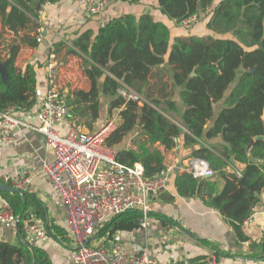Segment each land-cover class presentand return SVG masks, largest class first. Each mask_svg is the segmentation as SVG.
Segmentation results:
<instances>
[{
  "label": "trees",
  "instance_id": "1",
  "mask_svg": "<svg viewBox=\"0 0 264 264\" xmlns=\"http://www.w3.org/2000/svg\"><path fill=\"white\" fill-rule=\"evenodd\" d=\"M25 1L34 3L35 8L26 7ZM54 1L0 0V13L4 24L15 29L30 24L44 5ZM158 1L162 14L177 24L194 15H205L207 28L221 38H176L171 47L169 27L151 15L139 19L128 15L110 22L95 37L92 33L84 34L73 43V48L89 59L86 76L91 89L78 91L73 97L68 95L66 102L71 117L74 121L77 118L96 120L100 116L101 95L110 98L109 111L120 110V129L110 139L137 127L142 131L139 136L145 137L137 141L135 149H123L119 160L128 166L139 163L148 179L164 168L165 156L157 145L170 151L182 137L189 148L199 145L193 157L208 161L215 175L230 168L241 181L243 196L236 204L225 208V215L238 240L246 242L249 238L244 235L242 225L259 204L264 190V141H256L247 150L251 139L264 135V0ZM229 34L231 38L226 37ZM32 39L23 41L32 44ZM166 57L172 82L183 88L180 98L184 109L172 99H153L140 106L118 96V76L144 82L153 69L164 66ZM194 71L196 76L193 77ZM8 77V85L0 77V111L10 107L24 111L32 109L37 102L34 69L28 66L24 72L10 62ZM101 79H104L102 86ZM228 90L231 92L225 98ZM222 101L224 107L213 121L214 106ZM212 121L213 125L208 127ZM85 124L92 128V123ZM217 138L222 140L219 145H204ZM190 178L188 174L178 175L176 186L180 195H187L186 185ZM198 182L200 194L205 181ZM1 194L15 215L21 217V243L12 245L0 241V264H52L43 250L28 245L23 221L30 220L29 210L33 208L36 217L44 221L48 233L67 241V232L53 226L40 205L27 194L26 200L19 194ZM210 198L214 207L218 205L220 197ZM142 218L141 211H128L107 221L97 235L110 234L111 237L118 231L138 229ZM251 247L264 253V240ZM262 259L264 257H254V260Z\"/></svg>",
  "mask_w": 264,
  "mask_h": 264
},
{
  "label": "crops",
  "instance_id": "2",
  "mask_svg": "<svg viewBox=\"0 0 264 264\" xmlns=\"http://www.w3.org/2000/svg\"><path fill=\"white\" fill-rule=\"evenodd\" d=\"M106 2L105 12L100 16L91 17L86 8L75 0H55L51 4L44 5L38 17L32 19L30 24L15 29H10L4 24L0 13V58L9 63L12 62L16 68L24 72L28 66H31L35 71L37 84L35 106L25 111L14 110V116L26 126L13 132L12 143L0 142V182L4 183L5 175L31 177V187L25 194L40 205L45 217L53 226L61 227L67 232V241L57 234L49 233V240L39 247L48 255L52 264H72L70 252L74 248V243L66 227L65 209L51 181L42 170L44 161L53 163L54 153L46 144L45 137L34 130L40 124L38 115L48 91L49 63L57 64L58 83L67 100L69 94L73 97L78 91L91 89V82L86 76L89 59L79 51L76 52L73 43L86 33L97 36L103 27L114 20L128 15L135 16L137 19L143 15H151L156 21L163 22L169 27L171 47L176 38H207L208 36L221 38V35L207 28L208 18L202 14L205 20L204 25L199 24V19L190 30L174 21H169L160 11L158 0L140 2L106 0ZM25 5L30 9L35 8V4L29 1H25ZM37 19L41 23L40 26H38ZM40 27L42 34L41 41L38 42L35 32ZM226 37L231 38L232 36L229 34ZM31 38L34 41H31L32 44L23 41V39ZM116 80L120 85L124 84L142 96V99L137 102L140 106L153 99L161 101L172 99L178 107L184 109L180 98L183 88L172 82L168 57H166L164 66L153 69L144 82L132 81L122 76H118ZM103 82L104 79H101L100 86ZM230 92L228 90L225 98ZM110 101V98L101 95L98 119H75L79 131L92 134L110 120L111 116L120 124V110L110 112ZM223 107L224 101L214 106L213 121ZM213 121L208 124V127L213 125ZM88 122L92 123L91 129L85 124ZM59 130L61 134H66L65 130L61 128ZM141 132L140 127L130 133L124 131L116 138L110 139L111 141L108 140L107 145L118 153L123 149L133 150L136 148L137 141L145 138L139 136ZM221 142V138H217L202 144L209 147L219 145ZM157 147L165 156L164 165L182 162L200 148L199 145L192 148L187 147L183 137L170 151L161 145ZM233 174L232 169L225 168L224 171L216 173L214 178L203 179L205 183L200 194V182L190 178L186 185V196L179 194L176 186L178 175L171 174L167 187L158 198L152 200L153 212L149 215L147 228L141 226L131 231H118L111 237L110 234L100 237L97 233L104 227L105 224H103L91 240V244L106 245L119 240L132 254L138 253L139 248H147L151 257L159 264L187 260L198 262L212 254L219 256V264H241L243 260L264 257V253L251 249L252 244H260L264 240V190L259 196V204L254 207L252 215L242 225L244 235L249 238L248 241L242 243L238 240L234 227L225 215V208L233 206L243 196L241 181ZM211 196L220 197L215 207L212 205ZM3 200L0 191V207ZM29 212L31 218L26 221L44 224L42 219L36 217L37 214L33 208ZM0 241L19 245L21 236L17 227L5 229L0 226Z\"/></svg>",
  "mask_w": 264,
  "mask_h": 264
},
{
  "label": "built area",
  "instance_id": "3",
  "mask_svg": "<svg viewBox=\"0 0 264 264\" xmlns=\"http://www.w3.org/2000/svg\"><path fill=\"white\" fill-rule=\"evenodd\" d=\"M75 1L83 5L91 17L100 16L106 10V0ZM198 21L199 16L194 15L180 25L190 30ZM38 24L41 25L40 21ZM35 34L40 42L42 28H37ZM56 69L57 64L50 62L48 91L38 115L40 124L34 130L45 137L46 144L54 153L53 163L44 161L42 170L65 209L66 227L74 243L70 252L72 264H159L147 248H139L138 253L132 254L119 240L106 245H92L91 240L103 224L131 210L141 211V226L147 228L149 215L153 212L152 200L167 187L171 174H188L195 180H203L215 177L213 169L202 158L188 157L182 162L164 165L163 170L148 179L142 165H123L119 161V153L107 145L119 131L120 124L108 120L92 134L80 132L62 94ZM117 94L129 101L141 100L124 84L120 85ZM14 110L10 107L0 111V142L4 144L12 143L13 132L26 126L14 116ZM59 128L66 134H61ZM3 181L25 193L32 184L29 176L5 175ZM18 218L10 204L3 200L0 226L14 228ZM23 232L32 248H39L50 237L45 225L34 221H23ZM168 264H219V259L212 254L198 262L187 260ZM241 264H264V259L243 260Z\"/></svg>",
  "mask_w": 264,
  "mask_h": 264
},
{
  "label": "water",
  "instance_id": "4",
  "mask_svg": "<svg viewBox=\"0 0 264 264\" xmlns=\"http://www.w3.org/2000/svg\"><path fill=\"white\" fill-rule=\"evenodd\" d=\"M8 64H9V61H0V77H1V80L2 82L5 84V85H8L9 83V77H8V72H7V67H8ZM196 75L195 71L192 73V76L194 77ZM262 119L264 120V114H263V117ZM264 141V135L263 136H258V137H255L253 139L250 140L248 146H247V150L249 151L251 149V147L254 145V143L256 141ZM254 162H258L257 159H253ZM0 191L1 192H6V193H9L11 195H15V194H19L23 197L24 200H26V194L25 192H22L20 190H16L12 187H10L9 185L5 184V183H2L0 182ZM18 231H20V227H21V217L18 218V222H17V225H16Z\"/></svg>",
  "mask_w": 264,
  "mask_h": 264
},
{
  "label": "rangeland",
  "instance_id": "5",
  "mask_svg": "<svg viewBox=\"0 0 264 264\" xmlns=\"http://www.w3.org/2000/svg\"><path fill=\"white\" fill-rule=\"evenodd\" d=\"M199 19H200V23L199 24H203L204 25V22H205V20H203V17H202V15H199ZM136 92V91H135ZM137 93V92H136ZM138 94V93H137ZM138 96L142 99V96L141 95H139L138 94ZM143 101V100H142ZM111 119L110 120H114L113 118H112V116L110 117ZM106 123V122H105ZM119 134H117L116 135V137L118 136ZM116 137H114V138H116ZM113 138V139H114ZM115 140H117V139H115ZM111 141V140H110ZM113 144V143H112ZM190 157H193V156H190ZM196 181H202V180H196Z\"/></svg>",
  "mask_w": 264,
  "mask_h": 264
}]
</instances>
